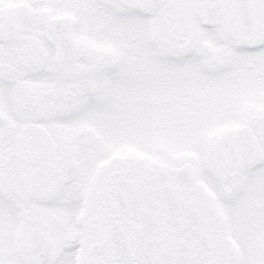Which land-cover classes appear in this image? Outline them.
I'll list each match as a JSON object with an SVG mask.
<instances>
[{
	"label": "snow or ice",
	"instance_id": "1",
	"mask_svg": "<svg viewBox=\"0 0 264 264\" xmlns=\"http://www.w3.org/2000/svg\"><path fill=\"white\" fill-rule=\"evenodd\" d=\"M0 264H264V0H0Z\"/></svg>",
	"mask_w": 264,
	"mask_h": 264
}]
</instances>
